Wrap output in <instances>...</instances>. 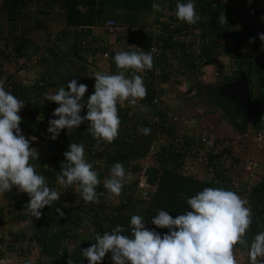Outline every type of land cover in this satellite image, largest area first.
Listing matches in <instances>:
<instances>
[{
	"label": "trees",
	"instance_id": "16d2710c",
	"mask_svg": "<svg viewBox=\"0 0 264 264\" xmlns=\"http://www.w3.org/2000/svg\"><path fill=\"white\" fill-rule=\"evenodd\" d=\"M180 1L182 3L188 2V0ZM194 1L203 15L219 10L221 5L225 4L224 0ZM153 3H155V0H0V24L3 27L2 34H0V64L11 56L16 61L19 57L28 60L37 57L36 55L42 50L43 55L38 56L39 59L38 57L35 58L38 59L37 63H41L45 71L48 66L52 67L51 72L53 71L52 74L56 76L57 80L59 79L57 82L60 86L66 88L67 81L72 79H76L78 84H86L88 88L83 99L87 101L88 96L94 91V84L88 83V81L80 82L79 74L75 76L68 75L67 71L69 68L71 71L74 68L77 69L78 71L76 70L75 74L81 71L79 61L81 62L84 57L85 37L89 35L90 28L104 25L108 18L114 17L118 24L128 30V39L131 43L140 33V31H133L131 28L141 23L137 19L140 14L147 15L153 10ZM225 11L228 16L229 8L227 6ZM51 17L62 23L64 29L61 32L63 35L69 34V29H76L75 34H73L75 37L73 44L64 52L53 51L49 47L48 44L52 39L47 38V42L42 41L40 43L33 35V29H47V20ZM35 24H38V26H35ZM230 24L231 20L228 21V26ZM202 25L205 29L206 22H202ZM77 29H79V33ZM215 34L226 38V35L222 32ZM250 38H255L252 42L255 49L259 39L257 33L250 30L229 29V39L226 38L229 46H226V48L219 49L215 42L209 41L201 45L199 53L196 57H193L185 52V47L179 46L181 54L176 56L174 63H166V54L161 52L158 63L166 68L161 77L164 80L175 78L176 65L179 68L185 66L188 72V69L194 68L193 62L196 60L204 61L205 64L210 65L215 63L221 54H226L236 66L234 71L222 78H216L215 71L208 68L205 74L199 72L197 75L199 82L196 87L200 89L203 86H210L213 80L220 85L234 78L238 74L239 65L241 64L250 80L251 95L257 109L251 110L242 119L236 118L235 121L232 119L233 126L241 133L246 132L249 122L256 129H260L262 128L263 120L261 116L264 109V54L254 56L252 52L248 53V51L245 52L241 49ZM143 39L149 43L151 38L148 36L149 41H146L144 35ZM173 47L177 48L178 46L172 44L170 40H166L163 44V50ZM85 50H87L86 47ZM108 52L110 73H117L118 69L113 60L117 52L111 50H108ZM49 69L46 75L37 77V80L35 79L30 84H23L12 78L7 81L4 88L19 100L25 102L24 107L19 112L22 117L19 127L26 139L34 137L44 142L42 146L40 143L35 145L36 140H31L30 143V145H35L34 149H44L46 152V155L38 160L40 162L38 174L45 177L47 186L50 189L63 191L62 196L66 204H61V198L53 201L51 206L44 207L41 218L36 219L25 212L24 205L28 202L29 196L26 193L18 192L13 187L12 191L0 194V219L9 211L14 221L29 220L38 223L48 217V231L44 245L41 243L39 234H35L33 238L39 245L40 253L50 262L68 264V260H71L73 264H88L87 258L82 255V250L95 243V235L97 233L103 235L106 231L111 232L116 225H121L125 229L122 234L131 236L130 219L133 215L144 217L147 228L154 229L159 233H162L160 231L167 233L168 229L156 228L151 223L158 210H165L175 218L177 215L190 211L191 209L186 203L187 198L194 196L206 187L223 188L236 192L233 183L230 182L231 180L224 179L226 178V167H220L219 160L215 162L214 154L211 152L205 151L203 153L206 158L203 164L206 172L209 168H212L213 176L203 175L198 177L195 173L184 170L185 159L183 158L189 156V153L177 151V145H184L185 143L183 142V144L177 138L176 125L168 112L166 104L152 102L158 91L157 87L153 85V80L144 83L147 95L144 99L138 101L141 106L149 108L150 113L147 115L129 116L126 108L129 103L127 101L117 103V112L121 123L118 136L112 143L101 142L97 145L96 140L87 131L89 127L87 121L71 132H68L67 129L61 130L55 140L49 139L48 121L57 117L52 116L49 100L45 99V93H55L60 88L56 85V79H50L52 74L49 73ZM179 74L182 77H187L188 81L189 73L184 71L179 72ZM191 75H196V72H192ZM51 86L57 88L53 89ZM51 88L52 91H50ZM188 91H192V88H189ZM52 103L54 108L59 106L55 102ZM224 107L228 116L232 117L231 106ZM83 112H81L82 116L86 114ZM141 126L151 129L150 134L143 135L138 132V128ZM40 131H43V134L47 136ZM183 139L186 142L191 140L189 136H184ZM70 143L83 144L85 154L95 151V148L99 150L100 162L88 161L93 165V170L98 173V179L100 180V184L96 189L100 201L98 204L85 203L80 196L78 184L75 190L68 191L56 180L57 175L60 174V165L65 162L63 153L69 150ZM147 157L151 158L150 163L146 165L140 163ZM180 158L183 160H179ZM117 162L123 164L126 173H130V171L136 173L142 168L150 187L140 191L138 190L137 180H131L125 184V186H128L129 191L124 192L122 190L119 196H110L103 186V178H110V170ZM29 163L32 165L33 161L30 160ZM263 189L264 180H260L253 185L248 196L251 195L252 197ZM180 193L184 195L181 196ZM56 208L61 209L65 215L60 217ZM89 225L92 227V233L90 237H87L81 229ZM4 243L3 233H0V246ZM70 244H73V246H69ZM21 253L27 254L26 247H22ZM103 260L107 261V264H114L111 260V253H107ZM35 264H43V258H38Z\"/></svg>",
	"mask_w": 264,
	"mask_h": 264
},
{
	"label": "clouds",
	"instance_id": "9594fccd",
	"mask_svg": "<svg viewBox=\"0 0 264 264\" xmlns=\"http://www.w3.org/2000/svg\"><path fill=\"white\" fill-rule=\"evenodd\" d=\"M152 7L155 11L162 10L157 3H153ZM175 16L189 25L196 24L200 19L194 0L178 2ZM219 21L224 23L226 18L221 16ZM205 27L208 31L207 25ZM258 38L264 42V33H258ZM254 39L250 38L249 42ZM113 60L117 73L96 72L93 75L94 91L87 101L83 98L88 86L78 84L76 79L67 83V90L62 86L55 93H45L46 100L59 105L52 112V116L57 118L48 121L49 139L55 140L61 130L71 132L85 121L89 124L87 131L97 145L101 142L110 144L117 138L121 123L117 103L127 101L136 105L146 97L143 77L136 73L153 68V54L120 51ZM127 70H132L130 78L125 75ZM24 104L0 83V194L12 191L13 187L26 193L29 196L24 205L27 213L40 219L44 207L60 200L61 193L50 189L45 177L37 174L29 163L32 159L38 160L39 154L30 147L31 140L35 138L26 139L19 127L22 122L19 112ZM85 108L86 114L82 116ZM138 132L149 135L151 129L141 126ZM63 156L65 162L60 165L57 182L65 189L78 184L83 201L98 204L96 189L100 180L93 165L85 160L84 145L70 143ZM110 171L111 176L105 179L103 186L110 196H119L124 185L131 181L132 174L126 173L119 162ZM186 203L191 210L175 218L162 209L152 218L151 223L156 228L168 229L167 233L161 235L147 228L144 217L133 215L130 219L131 236L122 234L125 229L121 225L103 235L97 233L95 243L82 250L83 257L87 258L88 264H101L107 253H111L114 264H238L234 246L239 244L248 249L249 264H264V230L258 231L248 241L253 214L245 206L246 200L236 192L206 187L187 198ZM56 211L60 217L65 215L59 208ZM68 264L73 262L68 260Z\"/></svg>",
	"mask_w": 264,
	"mask_h": 264
},
{
	"label": "rangeland",
	"instance_id": "374dc122",
	"mask_svg": "<svg viewBox=\"0 0 264 264\" xmlns=\"http://www.w3.org/2000/svg\"><path fill=\"white\" fill-rule=\"evenodd\" d=\"M228 1L231 2L232 0H228ZM234 2H235V6L237 9L233 11L232 15L234 16V18L243 20L242 18L243 4H240L239 0H235ZM153 10L147 15L140 14V16L137 19H141V21H143V25H148L149 24V20H147L148 17L154 18L156 15L157 11L153 12ZM256 10L257 12L255 14L253 13L254 15L251 17L252 30L250 31H254L257 34L264 33V19H262V17H264V12L261 11L262 13H259L258 11L259 8ZM110 18H113L114 20H116L114 17H110ZM49 19L52 21H56V19H54L53 17ZM207 21L208 20L205 17L206 25L208 24ZM232 21L233 23L231 22L230 25L233 26L234 28L243 29V30L247 29V26L244 27L242 24L235 25L236 23L235 19H232ZM2 28H3L2 24H0V34H2ZM59 29H60L59 23L54 24L52 22H49L48 28L45 29V31L46 32L51 31V33L49 34H53V32L57 33V30L59 31ZM33 35L38 36V37L35 36L38 42L42 43V41H44L42 38L43 36H39L36 33H33ZM215 36L218 40L223 39V37L218 38L217 37L218 35L216 34ZM226 38L228 39V37ZM0 40H1V37H0ZM0 46H1V41H0ZM242 50H244L245 52L248 51V53L252 52L254 56L255 55L259 56L262 53L259 50L258 46L255 49L253 48L252 42L250 43L249 39L242 46ZM41 55L42 53L39 52L36 56H41ZM222 57L225 59L226 63L223 61L219 62L217 59L215 63L209 65V66L213 65L214 71L217 68L216 78H222L224 75L231 74L236 67L235 64L232 63L231 58L227 57L226 54H223ZM35 58L37 57H32L28 60H24V58L19 57L18 60L16 61V59H14L11 56L7 58L6 60H3L2 61L3 63L0 64V80L4 82L9 72H19V71L21 72L20 79L21 80L23 79L25 84H30L35 79L37 80L35 71L38 69L37 67L38 59L34 61ZM47 68L49 69L50 66H48ZM50 70H52V68H50ZM197 75L198 74L193 76L191 75V73H189L188 81L186 82V84L184 86L183 84H180V86L176 85L178 89L175 91V94H172V93L169 94L170 98L168 102L167 103H165L164 101H161V102L166 104V107L168 109V112L171 115L172 120L174 119V117H177V125L176 124L175 125H176V131L179 133V135H181L183 132H187V136L189 135V138L193 137L197 139L200 143L202 142L201 141L202 138H205L215 143L214 146L216 149H218L219 151L218 154H220L221 156L220 157L221 164L223 163V165L226 167V173H225L226 178L224 179H230L231 183L233 181L238 182L240 187L243 189L245 193H247V196H248L250 193V190H252L253 185H255L260 180H264V146L262 148L258 147V142L255 137V134L258 131V129L253 127L252 124H250V122L249 124H247L246 132L241 133L239 130L234 128L232 118L228 116L227 110L224 107L225 106L224 101L222 100L221 97L216 96L217 94H216L215 88L219 86L217 84V81L213 80L210 86H203L199 89L196 87V84L199 82L198 81L199 78H197L198 77ZM87 78H88L87 79L88 83L94 84L95 81L91 80L92 78L90 76H88ZM50 79L52 78L50 77ZM68 82L69 81H67V83ZM189 88H192V91H188ZM169 95L166 97V99L169 97ZM50 107H51L50 112H53L55 108L53 106H50ZM126 108L128 110L129 116L145 115V114L147 115L148 113H150L149 108L141 106L140 104H138V102L136 105L127 104ZM34 140H36L35 145L39 143L41 146L44 145V142L43 144H41L42 140H39L37 138H35ZM216 142H218V145ZM35 145H31L30 147L35 148ZM98 151L99 150H96L95 148V151L86 153L85 154L86 162L91 160L92 162L97 161L99 163L100 155ZM38 154H39L38 160H40L41 158H43V156L46 155V152L44 151V149L43 150L39 149ZM150 157L143 159L140 163L145 164V165L150 163V160H151ZM38 160L32 159L33 161L32 165L35 168V171L37 174L39 173V164H40ZM204 162L205 161L203 160V158H197V157L194 158L193 156H189L186 160V163H185L186 167H184V170L187 172H193L198 177L203 176V175L207 176L206 174L207 172L205 171L204 164H203ZM247 165H250L251 169H246ZM130 173L132 174L131 180H137V184H138L140 172L137 171L136 173H132L130 171ZM105 179L107 178L104 177L103 181H105ZM221 179H222V176H221ZM245 180L247 181L250 180L248 185L243 183L245 182ZM76 186L77 184L74 183L73 185L69 186V188H66L65 190H68V191L75 190ZM122 190L124 192L129 191V188L128 186L124 185ZM138 190L141 191L142 187L138 188ZM57 192L61 193V196H60L61 204L65 205L66 203L63 200V196H62L63 191L58 189ZM251 198H254V196H252ZM253 203H254V200H251V202L249 201L248 204L245 206L248 207L252 211L254 207ZM15 223H16V227L20 226L19 228H23L28 234V235H25L26 239L23 238L21 246L23 247L24 244H27V246H29L30 248L28 250L31 254L30 255L25 254V253L23 254L21 253L22 249L21 250L17 249L16 246H17L18 241L15 239V236H14L15 230H13V228L11 227L12 229H8L5 233H3L6 235L5 242L8 243L7 248H9L11 252L7 248H5V251L6 250L9 251L12 257L18 256V258L23 259L22 261H19V262L14 261L12 264H35L38 258H43V264H54L40 253L39 245L35 241V238H33L32 231L28 228L30 227L29 226L30 221L29 220L19 221ZM84 228L85 227L81 229L83 233L90 231L89 229L87 228L84 229ZM1 230L3 229L0 228V233H1ZM7 236H10V237H7ZM32 244H35V247H33ZM30 246H32L33 248ZM2 255H3V252H2ZM2 264H5V262Z\"/></svg>",
	"mask_w": 264,
	"mask_h": 264
},
{
	"label": "built area",
	"instance_id": "2783aa9c",
	"mask_svg": "<svg viewBox=\"0 0 264 264\" xmlns=\"http://www.w3.org/2000/svg\"><path fill=\"white\" fill-rule=\"evenodd\" d=\"M178 2L182 3L180 0H155V3L161 5L162 10L157 11L154 18L151 17L149 25H140L131 28V30L133 31H140V33L130 43V52L144 51V52H152L153 54V68L151 70H144L143 72L136 73L143 77L144 83L148 80H153V85L157 87L158 91L156 97L152 100L153 103H159L163 101L164 97L166 98L168 96L165 94V87H164L166 81L174 80L173 82L177 86H180V84H183L184 86L186 84L187 77H182L179 74V72H184V71L186 73L196 72V74L202 72L203 74H205L207 72V67L209 66L208 64H205L204 61L196 60L193 62L194 68L188 69L187 72V68L185 66H181V68H179L176 65L175 78L164 80L162 79L161 76L165 73L166 68L164 66H160L158 63V58L161 52L166 54V58H165L166 63H174L176 60V56L178 54H181V50H179V46L185 47V52H187L190 56L193 57H196V55L199 53L200 46L209 41L215 42L218 45L217 47L219 49H223L226 48V46H229V43L226 38H223L222 40H218L215 35H212L206 29L203 28L202 22H204L205 17L202 14L200 8L196 4H195L196 11L200 17L199 21L193 25H189L183 21H180L175 16L176 4ZM153 12H155V10H153ZM105 27L107 28L110 34L115 33V30L120 28L119 24L113 18H108L106 20ZM144 35L146 41L148 40L147 39L148 36L151 38L149 43L144 41L143 39ZM217 37L219 38L221 36H217ZM166 40H170L172 44L177 45L178 47L177 48L173 47L163 50V44H165ZM257 46L259 50L262 52L261 54H264V50H262V47H264V42L258 39ZM101 56L107 61L109 57L108 50L102 52ZM128 71L132 75V70H128ZM175 80H179V81H175ZM261 118L263 120L262 128L258 129V131L255 134L259 148H262L264 146V109ZM201 141L202 142L200 143L198 140H191L188 142L187 145H185L182 142L184 145L178 144L177 151L181 153L186 151L187 153H189V156L194 155L195 157H199V158L201 157L205 161L206 158L205 155H203V153L205 151L211 152L212 154H214L215 162H216L217 149L214 146L215 143L205 138H202ZM189 156L183 158L185 159L184 167H186L185 163ZM183 159L180 158L179 160H183ZM246 169H251V166L247 165ZM139 172H140V176L137 185L139 188L142 187V190H145L146 188L150 187V183L148 182L144 170L141 169ZM206 174L208 177L213 176L214 173L212 168H209ZM249 181L245 180L244 183L248 185ZM232 183L236 189L237 194L242 199L246 200V205H247L248 204L247 193L243 191V189L240 187L238 182L233 181ZM25 212L27 213V211ZM10 254L11 253L8 254L6 253L1 260V263L5 262L7 264H11L14 261L19 262L23 260L22 258H18V256L12 257ZM101 264H107V261L102 260Z\"/></svg>",
	"mask_w": 264,
	"mask_h": 264
},
{
	"label": "crops",
	"instance_id": "0c3cea01",
	"mask_svg": "<svg viewBox=\"0 0 264 264\" xmlns=\"http://www.w3.org/2000/svg\"><path fill=\"white\" fill-rule=\"evenodd\" d=\"M234 1L235 0H232L231 2L228 1V0H224L225 7L227 6L229 8V14L227 16L228 21L231 20V22L233 23L232 19H235V21H236L235 25L242 24L244 27L247 26L246 30H252L251 17L257 12L256 9H258V8H259V10H258L259 13L264 12V0H251V3L249 2V0H239L240 4H243V13H242L243 14L242 15L243 20L242 19H238V18H234V16L232 15L233 11L237 9L236 6H235V2ZM260 3H261V5H260ZM254 7H255V9H254ZM257 15H258V13H257ZM54 19H56V18H54ZM147 20H149V23H150L151 17H148ZM56 21H52V20L48 19L47 23L48 24H49V22H52L54 24L59 23L61 28L59 29V31L57 30V33L53 32V34H49V33H51V31H47L46 32L44 29H41V28L39 29L40 31L37 30V29H33V33H36L39 36H43L42 38L46 42L48 41V40H46L47 38L48 39L49 38L52 39L51 42L48 45H49V47L52 48L53 51L64 52V51L67 50V48L69 46H71L73 44V40L75 39L73 34H75L76 29L75 28L74 29H69L70 30L69 32L72 33V34L69 33V34L63 35L62 32H61L62 29H64L63 26H62V23L59 22L57 19H56ZM139 21L141 23H138L137 26L143 25V21H141V19H139ZM35 26H38V24H35ZM119 26H120V28L116 29L115 33H112V34H110L108 32L107 28L105 27V24L101 25V26L100 25L92 26L90 28L89 35L87 37H85L86 38L85 39V42H86L85 47L87 48V50H85V47H84V52H83V56L84 57H83V59H81V62L79 61V63L81 64V71H79V72H77L75 74V71L77 69L74 68V70L71 71L70 68H69L68 71H67V74L68 75L72 74L73 76L79 74L80 75L79 81H82V82H86L87 79H88L87 78L88 76H90L92 78L91 80L95 81V78H94L93 75L96 72H101V73H106V74H115V73H110V66H109V63H108L109 59H107V61H106V59H104L101 56V53L106 51V49L107 50H111V51H116V52H120V51H128V52H130V42H129V39H128L129 37H128V32H127L128 30H126L120 24H119ZM229 29H236V28L231 26V27H229ZM77 31L79 33V29H77ZM35 36H37V35H35ZM40 52L42 53L43 51L41 50ZM42 55H43V53H42ZM39 57H38V59H39ZM223 59L224 58L222 57V55L220 57H218V61L219 62L220 61L225 62V59L224 60ZM36 60L37 59H34V61H36ZM37 67H38V69L35 71L37 77H40L41 75L44 76V75L47 74L48 69L45 71V68L43 67V65H41V63L40 64L38 63ZM50 68H52V67H50ZM208 68H210V70H212L213 69V65L208 66L207 69ZM50 72H51V70L49 69V73ZM52 72H51V74H52ZM215 73L217 74V68L215 70ZM20 74H21L20 71L19 72H9L7 74V78L5 79V81L3 82V81L0 80V83H3V86L5 87V85L7 84L6 81H9L10 79L14 78L16 81H20V82L22 81V83L25 84L23 79L22 80L20 79ZM87 74H88V76H87ZM125 75L127 77H129V78L131 77V74L129 73L128 70L126 71ZM51 78H52V80H55L56 76L52 74ZM61 79H62V76H61ZM58 80L56 79L55 82H56V85L58 87H60V85L57 82ZM64 82H66V81H64ZM51 87L53 89L57 88L56 86H55L56 88L53 87V86H51ZM164 87H165V94L166 95H169L170 93L175 94V91L178 89V87L171 80L166 81ZM52 88L50 89V91L53 90ZM169 98H170V95H169V97L167 99L164 97L163 101L165 103H167ZM48 102H49L50 106L53 105L52 101H48ZM82 112L86 113V109H83ZM38 114L40 116H43L40 113H38ZM173 121H175V124L177 125V117H174ZM40 132L43 134V131H40ZM43 135L47 136L46 134H43ZM177 135H178V137H177L178 140H181L182 142H184L185 145L188 144V142H186L183 139L184 136L185 137L189 136V135L187 136V132H183L181 135H179V133L177 132ZM190 139L191 140H197V139H195L193 137L190 138ZM42 143H43V141H41V144ZM216 143L218 145V142H216ZM218 153H219V151L217 149L216 160H219V162H220L219 166L222 167L224 165H223V163L221 164V159H220L221 156ZM190 156H193L194 158H196L194 155H190ZM248 197L249 196H247V198ZM15 222H19V221H14L13 216L10 213V211L5 216H2V219H0V228L3 229V230H1V233H5L8 229H12L13 228V230H15V232H14L15 233V235H14L15 239L19 243V244L17 243L16 247H17L18 250H21L22 249L21 245H22L23 238L26 239L25 235H28V234L26 233V231L23 228H19L20 226L16 227V223ZM39 223L40 222L37 223V222L30 221V225H29L30 227H28V228L32 231L33 236L35 234H39L38 233V231H39L38 230L39 229L38 228ZM86 228L89 229L90 231L89 232H84L83 234H85V236H87V237H90V235L92 233V227L89 225ZM163 234H165V233L162 232L161 235H163ZM7 237H10V236H7ZM11 238H12V236H11ZM3 239L5 241V239H6V235L5 234H3ZM7 244L8 243L5 242L2 246H0V250H1V252H3V255L0 257V264H2L1 260L4 257V255L6 253L8 254V253L11 252L9 250V248H7ZM32 246L35 247V244H32ZM32 246H30V247H32ZM69 246H73V244H70ZM23 247H26L27 254L30 255V252L28 250V249H30L29 246H27V244H24ZM5 248H7L10 252L7 251V250L5 251ZM234 255H235L236 260L238 261V264H249L248 249H246L244 247H239L238 245H235L234 246ZM5 264H7V263H5Z\"/></svg>",
	"mask_w": 264,
	"mask_h": 264
},
{
	"label": "water",
	"instance_id": "95a60500",
	"mask_svg": "<svg viewBox=\"0 0 264 264\" xmlns=\"http://www.w3.org/2000/svg\"><path fill=\"white\" fill-rule=\"evenodd\" d=\"M221 16L226 18V22L220 23L219 18ZM206 18L208 20L207 29L210 33L222 32L229 39L228 18L224 4L221 5L219 10L207 14ZM220 87L229 97L235 113L245 112V114H248L251 110L257 109L251 95L250 80L241 64L239 65L238 74L221 84ZM38 228L41 243L44 245L48 231V217L39 223Z\"/></svg>",
	"mask_w": 264,
	"mask_h": 264
},
{
	"label": "flooded vegetation",
	"instance_id": "af4514ba",
	"mask_svg": "<svg viewBox=\"0 0 264 264\" xmlns=\"http://www.w3.org/2000/svg\"><path fill=\"white\" fill-rule=\"evenodd\" d=\"M220 85L217 88H215V91L217 94L216 96H219L222 98L225 106L227 105L231 106V109H232L231 118L234 121L236 118L242 119L246 115L245 112L235 113V110L233 108L232 103L229 100V97L226 95V92L223 89H221ZM247 200L248 202L249 201L251 202V200H254V203H253L254 207L252 209V214H253L252 224L250 226V231L247 234L248 241L250 242L252 237L258 231L264 230V189L260 193L254 195V198L248 197Z\"/></svg>",
	"mask_w": 264,
	"mask_h": 264
}]
</instances>
